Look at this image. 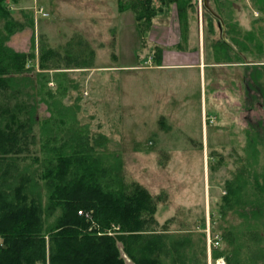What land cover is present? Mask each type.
<instances>
[{"label":"rangeland","instance_id":"obj_1","mask_svg":"<svg viewBox=\"0 0 264 264\" xmlns=\"http://www.w3.org/2000/svg\"><path fill=\"white\" fill-rule=\"evenodd\" d=\"M206 3L193 0L188 10L187 41L181 52H195L165 51L163 66L176 67H155L152 59L157 47L181 40L174 4L157 12L145 40L140 30L144 22L131 8L119 11V0H38L36 5L45 7L47 17L36 15L33 7L24 9L29 30L20 32L22 24L12 29L7 44L13 43L18 52L34 53V61L49 51L46 67L85 70L29 72L36 76L35 88L22 89L9 105L18 104L12 124L18 128L35 101L36 122L28 148L9 170L17 177L30 175L41 188L47 157L66 151L75 135L80 136L78 143L88 146L103 135L106 142L90 151L100 160L102 184L117 188L137 182L153 196L162 194L155 229L167 233L169 240H187L196 264H226L236 247L234 238L236 244L244 239L237 234L239 227L246 229V220L234 210L237 205L231 208L232 203L223 200L228 182L241 173L251 176V183L254 174L264 177V0H208L209 9ZM18 4L34 5L33 0H19L13 7ZM12 11L18 24L19 8ZM76 16L83 17L82 24ZM40 21L49 23L53 36L43 34ZM118 22L124 25L120 35L114 30ZM3 24L1 20L0 28ZM74 27L80 29L78 34L71 32ZM128 33H135L140 65L121 70L119 76H103L102 66L130 60L133 51L116 46L117 38L127 39ZM218 42L229 50L230 60ZM254 67L263 71L257 89L248 84ZM5 120H10L8 114ZM22 127L28 129L26 124ZM47 140L56 151L43 147ZM209 234L221 236L218 247L210 245ZM249 254L244 247L240 256Z\"/></svg>","mask_w":264,"mask_h":264},{"label":"trees","instance_id":"obj_2","mask_svg":"<svg viewBox=\"0 0 264 264\" xmlns=\"http://www.w3.org/2000/svg\"><path fill=\"white\" fill-rule=\"evenodd\" d=\"M18 1L0 0V21H4L0 28V264H127L122 254L132 264H196L187 240H169L167 233L155 229L158 225L155 214L162 194L153 196L137 182L130 186L120 183L117 188L102 184L100 160L91 156L90 151L106 142L103 135L92 146L78 143L80 136L75 135L76 141L72 137L66 151L47 157L41 188H36L29 174V177L11 175L9 165L28 148L36 117L34 101L23 125L20 124H26L28 129L19 128L20 125L13 127L19 107L9 105L10 98L22 89L35 88L36 76L29 72L41 74L36 71L34 53L18 52L7 44L12 29L20 27L12 16ZM155 2L159 3L158 9ZM171 4L178 11L181 31V40L172 49L182 51L193 0H134L129 5L119 0L118 9L131 8L136 12V19L144 22L140 30L145 40L157 12ZM217 46L224 49L226 59L230 60L225 45L218 42ZM155 52L159 63L162 47H157ZM48 53L39 56L38 67L42 70L46 69ZM261 75V67L252 68L248 83L252 89L260 86ZM8 90L10 95L1 96ZM5 114L10 120H5ZM49 144L47 140L43 147L56 151ZM260 177L254 174L251 183L252 177L241 173L228 182L223 200L232 203L231 208L237 205L234 210L246 220L243 222L246 229L239 227L237 234L244 239L236 244L234 238L232 243L236 247L226 257V264H264V177L262 180ZM41 191H46L44 203ZM34 192L37 197L33 196ZM79 210L89 212L91 218L80 215ZM227 233L235 235L232 230ZM244 247L250 254L241 258Z\"/></svg>","mask_w":264,"mask_h":264},{"label":"crops","instance_id":"obj_3","mask_svg":"<svg viewBox=\"0 0 264 264\" xmlns=\"http://www.w3.org/2000/svg\"><path fill=\"white\" fill-rule=\"evenodd\" d=\"M28 3H31V0H26ZM21 2V1H20ZM19 2V3H20ZM33 3H34V5H29L28 4V6L27 5H19V6H15V7H13L14 9H18L19 8V12H15L16 13V19L19 21V23L20 24H22L21 26H22V30L20 31V32H22V33H27L28 32V30H29V24H27V23H24V19H26V17H27V13H25L23 10L24 9H28L29 7L30 8H32L34 11H35V14L37 15L38 13H37V9H38V7L39 8H42L45 12H46V9H45V7L44 6H42V5H40V6H37L36 4L38 3V0H33ZM23 11V12H22ZM125 12V11H124ZM123 12V13H124ZM14 13V14H15ZM28 13H29V11H28ZM47 13V12H46ZM31 14V13H30ZM121 14V13H120ZM42 16V15H41ZM48 16V15H47ZM46 16V17H47ZM44 17V16H43ZM35 18V17H34ZM119 18H120V16H119ZM82 19H83V17L82 16H80V17H78V16H76V20H78V23H80V24H82L81 23V21H82ZM75 20V21H76ZM93 20V19H92ZM97 21H99L98 19H96ZM41 22V26H42V29L43 30H45V31H43V34H46V35H49V36H53V33H52V31H51V29H50V25H49V23H47L46 21L44 22V21H40ZM77 22V21H76ZM35 26L37 27V29H38V26H39V20L37 21V19H35ZM71 23L73 24V22L71 21ZM37 24V25H36ZM75 25H76V23H74ZM123 24L122 23H120V22H118L117 24H116V29H114V30H117L118 32H119V34L118 35H120L122 32H120V30H122L123 31ZM129 27L131 26V25H128ZM134 26V25H133ZM130 29V28H129ZM78 30H80V29H76L75 30V27L74 28H71V32L73 33V34H78L77 33V31ZM134 30H136L135 28H134ZM50 31V32H49ZM79 32H81V31H79ZM150 32V31H149ZM19 33V32H18ZM17 33V34H18ZM82 33V32H81ZM81 33H79V34H81ZM129 34V36H128V38L126 39V38H124L123 36H120V37H118L117 38V41H116V46H117V49L118 50H121V51H123V49H125V50H129L130 52H132L133 51V53H132V55L131 54H129V56H130V60L128 61V62H126L125 63V61H124V63L122 62V63H118V64H108L106 67H104V66H102L100 69H102V70H106V72H104V73H102V75L103 76H113V77H115V75H118L119 76V74L122 72L121 70H135V69H137V67L140 65V64H138L137 63V60L140 62V59H138L137 58V41H136V37H135V33H132V36H131V34L130 33H128ZM148 35H149V33H148ZM19 36V35H18ZM17 36V37H18ZM45 36V35H44ZM47 38V37H46ZM69 38H71V36H69ZM177 43H176V41H174L173 42V44L172 45H170L169 47H167V48H162V53H161V57H160V62L158 63L156 60H157V58L156 57H154L153 56V60H154V62H157V63H155V67H176V66H163V61H165V58H166V55H165V51L166 50H171V51H177V52H179V53H183V54H189V53H191L192 51L193 52H195V50L194 49H192V50H189V51H186V52H181V50H176V49H172V46H174V45H176ZM9 46H11V47H13V48H15V50L16 51H19L20 49H17V47H15L14 45H13V43L11 44V43H9L8 44ZM28 49H21V51H27ZM54 52H53V54L54 55H57V54H59L57 51H55V50H53ZM179 58H186V57H179L178 56V59ZM147 59V58H146ZM151 59V58H150ZM183 60V59H182ZM146 63L148 62V63H150L151 62V60L149 61V59H147L146 61H145ZM34 65H35V68H36V70H39V71H41V69L38 67V61H34ZM49 66V65H48ZM45 70H48V71H50V72H53V70L54 71H66L67 73H69V72H79L80 70H85V69H81V68H79V67H75V66H61V67H59L58 69L57 68H50V67H46V69ZM115 79V78H114ZM116 80H118V79H116ZM53 83V82H52Z\"/></svg>","mask_w":264,"mask_h":264},{"label":"built area","instance_id":"obj_4","mask_svg":"<svg viewBox=\"0 0 264 264\" xmlns=\"http://www.w3.org/2000/svg\"><path fill=\"white\" fill-rule=\"evenodd\" d=\"M39 12L42 14V16H47V13H45L42 8L39 9ZM78 213L80 215H84L87 219L91 218L89 212H84L82 210H79ZM208 239H209L210 245L212 244L214 247H218V245L221 242V237L218 234H214L213 236H211V234H209Z\"/></svg>","mask_w":264,"mask_h":264},{"label":"water","instance_id":"obj_5","mask_svg":"<svg viewBox=\"0 0 264 264\" xmlns=\"http://www.w3.org/2000/svg\"><path fill=\"white\" fill-rule=\"evenodd\" d=\"M220 27V25H218Z\"/></svg>","mask_w":264,"mask_h":264}]
</instances>
